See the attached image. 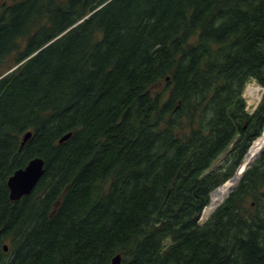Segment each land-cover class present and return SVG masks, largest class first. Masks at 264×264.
Masks as SVG:
<instances>
[{"label":"trees","instance_id":"trees-1","mask_svg":"<svg viewBox=\"0 0 264 264\" xmlns=\"http://www.w3.org/2000/svg\"><path fill=\"white\" fill-rule=\"evenodd\" d=\"M7 71L0 264H264V149L199 222L263 130L264 94L249 113L242 93L264 86V0H0ZM34 157L44 174L11 201Z\"/></svg>","mask_w":264,"mask_h":264},{"label":"bare ground","instance_id":"bare-ground-1","mask_svg":"<svg viewBox=\"0 0 264 264\" xmlns=\"http://www.w3.org/2000/svg\"><path fill=\"white\" fill-rule=\"evenodd\" d=\"M238 4V3H237ZM234 6V5H233ZM237 6V5H236ZM65 32H63L62 34H60V35H58L57 37H55L54 39H52L48 44H50L51 42H53L54 40H56L58 37H60L61 35H63ZM13 66V65H12ZM2 75H5V74H1V76ZM0 76V77H1ZM259 88H254V89H250V94L252 95V94H254V95H256V97H258V95H259ZM54 119V118H53ZM55 121V120H54ZM48 124V123H47ZM43 126V125H42ZM46 127V126H45ZM40 128V127H39ZM68 133H70V132H68ZM67 132H66V134H68ZM66 134H64V135H66ZM64 135H62V136H64ZM72 136V135H71ZM70 138V137H69ZM68 138V139H69ZM72 138V137H71ZM58 139V138H57ZM22 140V139H21ZM30 140V139H29ZM58 141V140H57ZM27 142V141H26ZM56 142V141H55ZM57 143V142H56ZM55 143V144H56ZM63 143V142H62ZM19 144V143H18ZM18 144H17V146H18ZM54 144V145H55ZM25 145V144H24ZM28 145V144H27ZM53 145V146H54ZM17 146H16V148H17ZM56 146V145H55ZM111 146V145H110ZM55 148V147H54ZM264 148V130H263V133L258 137V138H256L254 141H253V143H252V145H251V147H250V150H249V152H248V154H247V156L245 157V159H244V161H243V163L241 164V166H240V168L237 170V172H236V174L231 178V179H229V180H227L226 182H224L221 186H219L213 193H212V195H211V198H210V202H209V204L208 205H206L203 209H202V211H203V217H208V216H210L213 212H214V210H215V208L217 207V205L219 204V203H221V201L229 194V192L231 191V189L236 185V183H237V181H238V179L240 178V176H241V174H242V167H244L245 165H247L248 163H251V162H253L257 157H258V155L260 154V152L262 151V149ZM19 149V148H18ZM22 149V148H21ZM19 151V150H18ZM18 151H16V152H18ZM21 153V152H20ZM95 153V152H94ZM93 153V154H94ZM262 153V152H261ZM19 154V153H18ZM16 156V155H15ZM95 156H97V155H95ZM29 158H31V157H29ZM97 158V157H96ZM95 158V160H97ZM58 159V158H57ZM13 160H17V162H18V159H16V157L13 159ZM19 162H22V161H19ZM18 162V163H19ZM46 162H47V160H46ZM25 163V162H24ZM55 163V162H54ZM18 165V164H17ZM20 165V164H19ZM44 165H45V163H44ZM48 166V165H47ZM13 167V166H12ZM19 168V166H16V168ZM50 167V166H49ZM47 168V167H46ZM51 168V167H50ZM53 168V167H52ZM13 169V168H12ZM15 170V169H14ZM45 170V169H44ZM55 170H53V172H54ZM15 172V171H14ZM13 172V173H14ZM13 173H11L9 176H8V178L9 177H11L12 175H13ZM45 173H46V171H45ZM44 174V173H43ZM47 176H49V175H47ZM50 176H51V174H50ZM111 176V175H110ZM109 176V177H110ZM113 176V175H112ZM107 177H108V175H107ZM108 177V178H109ZM115 177H116V175H115ZM105 178H106V176H105ZM105 178H103V179H105ZM112 178V177H111ZM114 178V177H113ZM41 179V178H40ZM48 179H50V178H48ZM52 180H53V178H51ZM59 179H60V177H59ZM58 179V180H59ZM110 179V178H109ZM102 180V179H101ZM106 180H107V178H106ZM106 180H103V182H105L106 183ZM100 181V180H99ZM108 181V180H107ZM112 181V180H111ZM119 181H121V180H119ZM123 181V180H122ZM121 181V182H122ZM125 181H127V179H125ZM53 182H54V180H53ZM71 182V181H70ZM102 182V181H101ZM100 182V183H101ZM113 182V181H112ZM120 182V183H121ZM7 183V182H6ZM58 183V182H57ZM99 183V184H100ZM120 183H118V184H120ZM128 183V182H127ZM110 184H112V183H110ZM118 184H116L117 186H120V185H122V183L120 184V185H118ZM125 184V183H124ZM124 184H123V186H124ZM54 185V184H53ZM101 185V184H100ZM100 185H97V186H100ZM105 186H106V184H104ZM122 186V187H123ZM6 187H7V185H6ZM102 187H103V185H102ZM109 187H110V185H109ZM121 187V186H120ZM98 188H100L98 191H100L102 188L101 187H98ZM105 189H106V187H104ZM115 188H116V186H115ZM119 188V187H118ZM125 188V187H124ZM124 188H120L121 189V191L124 189ZM109 189V188H108ZM118 190V189H117ZM7 191H8V189H7ZM93 191H94V194L95 193H97L98 194V192H95L96 191V189L94 190L93 189ZM93 191H92V193H93ZM105 191V190H104ZM107 191V190H106ZM111 191V190H110ZM114 192H115V190H113ZM120 191V190H119ZM117 192V191H116ZM8 193V192H7ZM91 193V192H90ZM101 193V192H100ZM99 193V194H100ZM103 193V192H102ZM106 193V192H105ZM123 193V192H122ZM107 194V193H106ZM115 194V193H114ZM116 194H118V193H116ZM120 195H121V193H119ZM93 195V194H92ZM101 195V194H100ZM99 195V196H100ZM108 196H110L109 194H107ZM111 195H112V193H111ZM27 196V195H26ZM97 196V195H96ZM102 196V195H101ZM105 196V195H104ZM103 196V198H105ZM108 196L106 197V198H108ZM115 196V195H114ZM114 196H112V198H114L115 199V197ZM91 197V196H90ZM116 197H118V195L116 196ZM102 197L100 198L101 200L100 201H102V199H103ZM111 198V197H110ZM109 198V199H110ZM99 199V198H98ZM113 199V200H114ZM117 199V198H116ZM94 201H96L95 199H93ZM92 200V201H93ZM112 200V199H111ZM110 200V201H111ZM112 200V201H113ZM59 201V200H58ZM99 201V200H98ZM100 201H99V203H100ZM109 201V200H108ZM209 201V200H208ZM20 202V201H19ZM60 202V201H59ZM58 202V203H59ZM62 202V201H61ZM60 202V203H61ZM108 203L107 202V200L106 201H104L103 200V203ZM98 203V204H99ZM102 203V202H101ZM113 203H114V201H113ZM93 204V203H92ZM58 205V204H57ZM97 205V204H96ZM95 205V206H96ZM114 205V204H113ZM222 205V204H221ZM92 206V205H91ZM95 206H94V209H95ZM104 206H106V205H104ZM116 206V205H115ZM101 207H103V206H101ZM100 207V208H101ZM91 208V207H90ZM99 208V207H98ZM114 208V207H113ZM59 209V208H58ZM57 209V210H58ZM110 209V208H109ZM111 210V209H110ZM112 210H114V209H112ZM117 210V209H116ZM92 211H93V209H92ZM97 211V210H96ZM112 212H114V211H112ZM65 213H66V211H65ZM64 213V214H65ZM91 213V212H90ZM120 213V212H119ZM92 214V213H91ZM61 217H63V216H61ZM200 218V217H199ZM61 219V218H60ZM63 219V218H62ZM13 226H16L15 224L13 225ZM15 228V227H14ZM13 228V229H14ZM18 229H19V227H18ZM17 229V230H18ZM19 231H20V229H19ZM13 233H15V232H13ZM13 233H12V235H13ZM18 233V232H17ZM11 234V233H10ZM9 234V235H10ZM16 234V233H15ZM8 235V234H7ZM8 235V236H9ZM12 235H10V240H13L14 239V237L12 236ZM11 236H12V238L13 239H11ZM5 237V236H4ZM7 237V236H6ZM16 238V237H15ZM5 239V238H4ZM8 240V239H7ZM9 240V241H10ZM1 242H2V240H1ZM10 244H13V243H10ZM8 246V245H7ZM13 248H16V247H14V246H12ZM13 248H12V251H13ZM1 249V248H0ZM2 251V250H1ZM16 252V251H15ZM5 253V252H4ZM121 256V255H120Z\"/></svg>","mask_w":264,"mask_h":264},{"label":"water","instance_id":"water-1","mask_svg":"<svg viewBox=\"0 0 264 264\" xmlns=\"http://www.w3.org/2000/svg\"><path fill=\"white\" fill-rule=\"evenodd\" d=\"M47 45L48 44H46L45 46ZM30 136H31V132L25 133L23 135L21 144H24L30 138ZM70 136L71 133L62 136L59 139V143L66 141ZM251 164L252 162L242 167V171L250 167ZM43 173H44V160L40 157H34L30 159L24 168H20L16 170L13 173V175L7 179V186L9 189V199L11 201H17L23 196L31 193V191L34 189V187L36 186L37 182L39 181ZM233 188L231 189V191L233 190ZM220 204L221 203H219L218 206ZM3 249L4 251H7L6 246H4ZM112 264H121L120 254L116 255L112 259Z\"/></svg>","mask_w":264,"mask_h":264},{"label":"rangeland","instance_id":"rangeland-1","mask_svg":"<svg viewBox=\"0 0 264 264\" xmlns=\"http://www.w3.org/2000/svg\"><path fill=\"white\" fill-rule=\"evenodd\" d=\"M24 42H22V44H23ZM36 53H38V51H35L34 53H32L31 55H29L28 57H27V59H29L30 57H32L33 55H35ZM13 59H14V55L9 59L10 61V63H12L13 62ZM26 59V60H27ZM16 66V65H15ZM15 66H13L12 68H14ZM4 75H2L1 77H0V79L3 77ZM163 87H164V82H161V83H159V84H156L155 86H153L152 87V89H151V91L153 92V93H155L156 91L158 92V91H160V90H162L163 89ZM256 89V88H263V86L262 85H260L259 83H257L255 80H251L246 86H245V88H244V91H243V97H244V99H245V103H246V110L248 111V112H252L253 110H254V108L256 107V105H257V103L261 100V96H263V95H261V93H259V95H258V97H256V95L254 96V98H249V96H247L249 93H250V89ZM258 99H260L259 101H258ZM225 157H226V153H224V154H222L219 158H218V160L215 162V164H214V166H220V165H223L224 163H225ZM241 177V176H240ZM211 198V197H210ZM209 202H210V199H209ZM211 216V215H210ZM210 216H208V217H203V212H202V214H201V217H200V219H199V222H200V224H203V223H205L207 220H208V218L210 217Z\"/></svg>","mask_w":264,"mask_h":264}]
</instances>
